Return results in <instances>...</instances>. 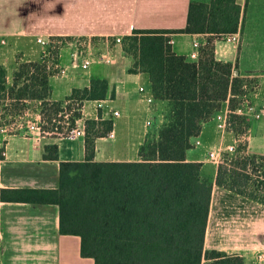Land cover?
Wrapping results in <instances>:
<instances>
[{"label": "trees", "instance_id": "1", "mask_svg": "<svg viewBox=\"0 0 264 264\" xmlns=\"http://www.w3.org/2000/svg\"><path fill=\"white\" fill-rule=\"evenodd\" d=\"M241 14L236 0L191 2L183 29L124 36L123 51L133 58L129 73H146L154 99L166 106L156 138L139 146L137 161H95L96 139L113 128L99 113L85 120V159L59 163L56 189H1L0 199L57 205L60 233L79 236L81 256L94 264H245L239 255L204 251L211 192L217 185L264 206V155L249 154L240 145L235 156L216 166L214 176L204 172L202 162L187 161L191 139L201 134L204 122L226 102L234 108L246 85L233 75L232 63L215 57L216 40L238 31ZM177 32L206 35L196 62L173 51L170 34ZM53 54L55 64L58 54ZM48 61L42 55L20 62L10 82L0 63V126L23 117L28 102L39 101L42 130L65 137L82 118L86 101L106 98L107 81L94 79L64 100H52L54 71L47 69ZM236 118L230 116L229 129L243 133L248 127L234 130ZM43 159L58 160V146L45 145Z\"/></svg>", "mask_w": 264, "mask_h": 264}, {"label": "crops", "instance_id": "2", "mask_svg": "<svg viewBox=\"0 0 264 264\" xmlns=\"http://www.w3.org/2000/svg\"><path fill=\"white\" fill-rule=\"evenodd\" d=\"M210 0H0V37L7 44L0 47V63L6 68L10 82L20 62L15 60V48L21 41L60 38H101L103 49L106 40L124 37L134 30H179L187 22L191 2L208 3ZM242 14L237 44L220 37L215 42V57L233 64V75L246 77L245 68L264 67V14H256L264 0H236ZM254 12V13H253ZM173 51L188 57L192 42H205L206 35L171 33ZM95 46V43H92ZM17 45V46H16ZM115 61L112 64L94 63L88 70L68 67V51L59 52L57 62L66 66L64 74L54 71L49 78L51 99L64 100L73 89L89 87L94 79L108 83L106 98L118 117L97 109L95 101H86L82 108L84 120L113 121V136L97 138L94 160L137 161L133 157L135 144L133 120L151 115L154 124L164 122L161 106L147 104L139 87L151 92L146 73H129L133 58L127 56L121 44L111 46ZM31 60V59H27ZM147 85V87H146ZM39 101L28 102L24 117L37 118ZM28 120V118H27ZM144 123V121H143ZM0 130V191L1 189H56L59 185L61 161L85 159L84 138L73 140L49 134H38L18 125L14 133ZM145 130L148 128L144 127ZM204 129V128H203ZM137 140V145L145 141ZM203 132V131H202ZM255 142L252 154L264 155V116L254 127ZM202 133L200 134L201 137ZM260 138V141L257 140ZM137 139V138H136ZM257 140V141H256ZM56 144L59 159H43L44 147ZM138 152V149L136 150ZM137 156V155H136ZM197 152H187V161L202 162ZM136 158V159H135ZM203 163V162H202ZM204 164V163H203ZM207 164L205 163L204 166ZM209 165V164H208ZM211 166L213 176L216 166ZM81 240L76 235H63L59 231V207L55 204L8 202L0 199V264H94L82 257ZM218 250L228 255H239L245 264H264V206L231 191L213 185L209 215L205 229L204 251ZM261 255V256H260Z\"/></svg>", "mask_w": 264, "mask_h": 264}, {"label": "built area", "instance_id": "3", "mask_svg": "<svg viewBox=\"0 0 264 264\" xmlns=\"http://www.w3.org/2000/svg\"><path fill=\"white\" fill-rule=\"evenodd\" d=\"M221 37L226 38L229 42L233 44H237L239 41V35L237 33H231V34H225L221 35ZM60 39V38H57ZM76 40L70 41L68 43H60V51L63 49H66L68 51V67L71 68H80L82 70H88L90 66L94 63H103V64H112L115 61V56L112 53V50L105 49V51L100 52L98 54H94L91 51L92 43L91 39L87 38L89 41H86L84 43H81L80 40L75 38ZM52 39H44L41 37L36 38V42L41 44L42 46L50 45ZM62 40V39H61ZM116 44L122 43V37L117 36L114 37ZM170 43L172 44L173 41L170 39ZM7 44V41L5 38L0 37V47L5 46ZM203 45L198 40H194L192 42L193 50L188 54L187 59L191 62H196L199 58V52L200 48ZM43 56L46 57V51H43ZM59 55H57L58 59ZM47 69L48 70H54L57 71L59 74H64L67 70L66 66H60L58 62L53 64L52 62L47 63ZM246 85L243 86L245 88ZM139 93L142 94V99L144 102H146L149 105H152L154 103H157L154 99L151 92H147L144 87H139ZM95 106L97 109L105 110L106 112H109L112 116L118 117L119 112L117 110H112L111 106L109 105V100H96ZM232 114L238 115V116H252L254 119L259 120L262 116H264V107L258 108L257 105L248 102L247 100L243 101L242 103H239L236 108L233 110L228 109V105H226V108L224 110L217 111L212 116V121L214 123L216 131L220 133H225L227 131H230V116ZM68 115L65 116L67 118ZM42 121L41 117L38 116L37 118L28 119L26 121V128L30 132H35L38 134H47L42 130ZM154 125V118L153 116L149 115L144 120V127L150 128ZM1 131L6 130V126L0 128ZM247 134H243L241 137L238 136V138H234L233 142L228 145H222L219 144H211V145H204L203 141L199 136L193 137L191 139V149H204V152L202 153V162L203 163H211L215 166H217L220 163H223L224 160L227 157L235 156L238 153V147L239 143L242 141H245ZM85 136V120L83 118L77 119L75 121V127L70 130L65 137L61 135V137L73 140L76 138H84ZM110 137L113 136V131L109 134Z\"/></svg>", "mask_w": 264, "mask_h": 264}, {"label": "rangeland", "instance_id": "4", "mask_svg": "<svg viewBox=\"0 0 264 264\" xmlns=\"http://www.w3.org/2000/svg\"><path fill=\"white\" fill-rule=\"evenodd\" d=\"M258 11L256 12V14H264V3L262 5V7H258ZM254 13V12H253ZM78 39L80 40L81 43H84L86 41H89L87 38L85 37H78ZM76 40L75 38L69 39H57L54 38L51 40L50 45H45L42 46L41 44L37 43L36 41H25L22 40L21 41V46L15 48L16 51V55H15V60L18 62H23L27 59H31V60H37L39 59L44 53L43 51H46V58L49 59V62L53 61V57L54 54L53 53H57L59 55L60 52V43L59 41H61L62 43H68L70 41ZM91 43H95V46L92 45L91 51L94 54H98L100 52L105 51V49H111V46L115 45V40H111L110 38L108 40H106V43H108V47H106L105 49L104 46H102V41L105 40H101V38L95 39V40H90ZM122 42H123V38H122ZM122 45V43H121ZM17 46V45H16ZM129 56V55H127ZM131 57V56H129ZM132 58V57H131ZM244 73L248 74V76L243 77L244 78V82L246 84V87L243 89V93L241 96L237 97V101L234 103V108H236V106L239 103H242L243 101L247 100L248 102H251L255 105H257L258 108H263L264 107V67H249V68H245L244 69ZM147 87V85H146ZM226 105H228V109L232 110L234 109L233 107H231L230 104H228V102L225 103V106H223L220 110H224L226 108ZM166 109V106H161L160 111L164 114ZM76 110V105L73 106L72 111L69 112L70 114H72L74 111ZM164 117V115H163ZM28 119H33L32 117H17L15 120H11L8 119L9 122L7 123V121L5 120V125L8 126V133H14L17 129L16 127L18 125H22L23 127L26 126V121ZM67 119L64 120V122H61V125L63 127H65L67 125ZM144 115H137L135 116L134 120H133V127L134 130L132 131L133 133V138L134 139V145H133V149L132 151L134 152L133 157L138 158V152H136V150L138 149L139 151V145H137V140L140 139L141 137H143V133L145 131L146 135H144L145 140L148 138H156L157 134H158V130L159 128L163 125H161L159 128L156 127L157 123L155 122V124L148 128L147 130H145L144 128ZM165 122V119H164ZM163 122V123H164ZM258 122V120L254 119L252 116H240V118H236L235 119V127L236 129L234 130H245V128H247L243 133H236L235 131H227L225 133H220L218 131H216L214 123L212 121V118H209L206 122H204L203 126H202V135H201V139L203 141V144L208 146L211 144H219L221 143L223 146L224 145H228L231 144L233 142L234 138H238V136H242L243 134H247V136L245 135L246 139L245 141H242L241 143H239V146H244L245 150L247 153L252 154L251 152L254 150L253 149V145L255 142V133H254V127L255 124ZM204 128V129H203ZM238 134V135H236ZM137 138V139H136ZM257 140L260 141V138H257ZM256 140V141H257ZM191 150V149H190ZM193 151L197 152L198 156H196V158L202 159V153L204 152V149H192ZM137 155V156H136ZM135 158V159H136ZM205 164V163H204ZM207 165L205 166V173L209 176H211V166H209L211 163H206ZM209 164V165H208ZM213 165V164H211ZM261 256V255H260Z\"/></svg>", "mask_w": 264, "mask_h": 264}]
</instances>
